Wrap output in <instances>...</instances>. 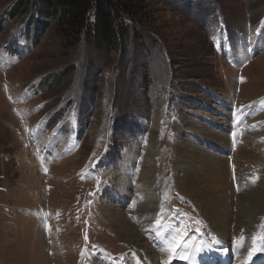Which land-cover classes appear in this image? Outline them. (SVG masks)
<instances>
[{
	"label": "rangeland",
	"instance_id": "1",
	"mask_svg": "<svg viewBox=\"0 0 264 264\" xmlns=\"http://www.w3.org/2000/svg\"><path fill=\"white\" fill-rule=\"evenodd\" d=\"M31 2L0 0V264L164 263L143 211L222 248L193 178L236 197L264 184V0H145L110 53ZM257 222L263 237L264 204ZM242 247L230 264L250 263Z\"/></svg>",
	"mask_w": 264,
	"mask_h": 264
},
{
	"label": "bare ground",
	"instance_id": "2",
	"mask_svg": "<svg viewBox=\"0 0 264 264\" xmlns=\"http://www.w3.org/2000/svg\"><path fill=\"white\" fill-rule=\"evenodd\" d=\"M216 138H217V140H220L221 136H217L216 135L215 139ZM224 141H225V139H224ZM230 144L231 143L229 142V147H231ZM254 149L255 150L253 152L259 150L258 148H254ZM181 150H184V148L181 147ZM241 150H240L239 153H241L242 158H244L245 160H247L248 158H251V153H249V151L247 149H245V150L244 149H241ZM261 150H262V148H261ZM253 154H252V156H254L253 159H256V161L257 160L262 161V157L261 156H259V155L256 156V155H253ZM262 156H263V154H262ZM182 158L183 157H181L179 159H182ZM52 160H55V159L53 158V156H50V158H49L48 161H52ZM153 164H154V162H153ZM221 167L224 168L223 165H221ZM151 168H153V167H151ZM200 176L202 177V175H200ZM191 177L193 178L194 176H191ZM261 177H263V179H264L263 174H262ZM240 178H243V175H240ZM193 179L196 181L195 183H197L199 185V186H196L194 188V190H196L195 193L198 194L199 197L202 198V200H206L207 210H208V211L205 210L207 212L206 213V216L212 222V223L210 222V224H209L206 221L205 222V225L210 230L209 233L213 237V239L216 240L217 243H220L221 244L220 246H222V248L227 249L226 255H224V254L222 255V261L223 262L225 261V262H227L226 264H230V260H231L232 253L239 246H243L240 249V252H243L244 251V247L250 251L252 249V247H253L254 238H255V241H256V247H257V249H259L260 246L264 244V239H261V236L254 235L257 229L258 230L261 229V226L258 225L259 222H257V217L259 215H261V205L264 204V186H263L264 184H263L262 181H261L262 182L261 183L262 186L261 185L260 186L259 185H256L257 187L258 186L259 187L257 189H254L256 186L254 188H252L254 190L246 193L245 194L246 196H243L242 195V196L236 197V195L228 196L227 194H223V192H224L223 190L220 193L219 189H217L216 187L211 188V192L208 190L209 191V193H208L205 190L204 181L203 182L197 181L195 179V177ZM185 182H183V183H185ZM188 182H189V185H191V186L194 185L193 184V181L191 179H189ZM214 186H216V185H214ZM225 186H226V191H227L228 184H226ZM208 196H211V198L209 200H208ZM230 197H231V200H232V206H231V208L233 206H236L237 207L236 209H238V213H236L235 216H232L229 213L230 211L227 212L228 209H229V207H230V205H229V207H227V211H226V208H225V201L223 200V198H225L226 201L228 202V200H229ZM198 202H200V201H198ZM107 213H108L107 215L110 214V212H107ZM140 215H141L140 218H139L140 219L139 220L140 224H142V225L143 224L144 225L148 224V228L154 230V228H155V222L151 221V219H150V211H143ZM150 221H151V223H150ZM231 221H233V222L231 223ZM230 223L233 224V225H235L234 226V229H231L230 228L231 227L230 226L231 225ZM149 224H151V225H149ZM128 229H129V231L127 233H125L126 235L123 234V235H125L124 236L125 241H129L131 243L133 242V243L140 244V242H141L140 238L142 240H143V238L140 236L141 234H139L138 231H136L137 230L136 227H134V226L131 225V227H129ZM242 230H245V231L244 232H241ZM263 231H264V229L261 230V233H263ZM239 232H241V233L239 234ZM250 232H252V234ZM244 233H246V234H244ZM249 233L253 237L250 238V239H247V240L243 241V243H242L241 240L242 239L244 240V236H246ZM208 237H209V235H208ZM230 237H235V238L232 239L231 242H230L229 241V238ZM154 241H157L158 242L160 248L162 247V243H161L160 239L157 238L156 233H155V239H154ZM206 241H209V240H206ZM139 247H140V245H139ZM209 247H212L214 249V247L212 245H209ZM140 248H144V247L141 246ZM222 248H220V249H222ZM218 249H219V247H218ZM155 252H158V251H155ZM152 253H153V251H152ZM147 254L149 255V257H151L152 260L153 259H159V256L157 257V253H156V255L153 253V256H151V254H149V253H147ZM201 256H204V254H201ZM201 256H197L196 257V261L197 262L200 261ZM243 256H245V255H243ZM211 258H213V262L211 264L217 263L218 260L220 259V252L214 250L213 254L211 255ZM98 260L99 259H97V262H96L95 259H94V260L91 261V263L92 264H109V261H107L106 258L104 259V261L101 260V262H98ZM204 261H205V264H208L207 262L209 261V259H208L207 256H204ZM248 261H250L249 264H264V254H261L259 251H257L256 255H254L251 260H248V258H247V262ZM244 263H242V264H244ZM159 264H164V263L163 262H160ZM171 264H183V263L171 262ZM185 264H188V262L186 261ZM223 264H225V263H223Z\"/></svg>",
	"mask_w": 264,
	"mask_h": 264
},
{
	"label": "trees",
	"instance_id": "3",
	"mask_svg": "<svg viewBox=\"0 0 264 264\" xmlns=\"http://www.w3.org/2000/svg\"><path fill=\"white\" fill-rule=\"evenodd\" d=\"M32 4L38 16L55 22L72 44L84 41L107 53L123 49L129 22L145 16L148 7L145 0H34Z\"/></svg>",
	"mask_w": 264,
	"mask_h": 264
},
{
	"label": "snow or ice",
	"instance_id": "4",
	"mask_svg": "<svg viewBox=\"0 0 264 264\" xmlns=\"http://www.w3.org/2000/svg\"><path fill=\"white\" fill-rule=\"evenodd\" d=\"M259 179L255 177L252 179V182ZM237 190H239L237 188ZM196 223H201L197 221ZM156 227L154 231L158 239H160L162 243L161 251L166 252L169 256V260L165 261L164 264H171V260L173 258L184 259L188 262V264H205L204 256H207L208 259H211V255L214 252L212 247L209 245L212 241L205 242L203 237L201 236L199 239L196 236V233L200 232V229H196L195 232L190 233L189 230L185 226H178L176 228H172L171 225L165 224L162 219H157ZM50 229V226H48ZM87 240V236H85ZM264 239V237H261ZM215 251L221 252L223 254L227 253V249H215ZM257 251L261 254H264V245H261L259 249L256 247V241L254 238L253 247L248 253V259L251 260L254 255H256ZM204 254V256H201ZM201 256L199 262L196 261V257ZM139 264V262H137Z\"/></svg>",
	"mask_w": 264,
	"mask_h": 264
}]
</instances>
